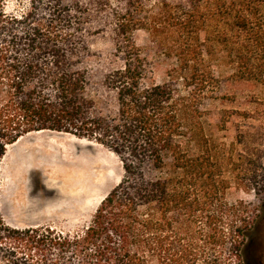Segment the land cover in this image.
I'll use <instances>...</instances> for the list:
<instances>
[{"label":"trees","instance_id":"obj_1","mask_svg":"<svg viewBox=\"0 0 264 264\" xmlns=\"http://www.w3.org/2000/svg\"><path fill=\"white\" fill-rule=\"evenodd\" d=\"M200 1L16 0L9 10L0 0V166L10 146L45 132L102 146L124 170L82 231L11 228L0 212V264H243L242 211L226 202L212 157L189 156L180 140L185 119L197 125L198 78L214 81L200 43L215 22L230 25L243 79L264 81V0H211L210 17ZM151 2L186 40L179 59L194 94L152 82L134 39L159 32ZM102 34L108 55L90 45Z\"/></svg>","mask_w":264,"mask_h":264},{"label":"rangeland","instance_id":"obj_2","mask_svg":"<svg viewBox=\"0 0 264 264\" xmlns=\"http://www.w3.org/2000/svg\"><path fill=\"white\" fill-rule=\"evenodd\" d=\"M7 1L9 10L17 6L16 0ZM181 1L168 0L174 5ZM241 1L244 0H229L236 4ZM200 2L202 14L211 10L209 17L212 16L213 2ZM259 5L258 1L253 3L254 8ZM148 12L161 18L159 32L152 36L138 30L134 39L147 60L152 82L172 83L181 96L194 94L186 88L179 59L186 40L166 25L168 10L151 2ZM260 16L255 20L257 25H262ZM213 25L209 40L202 35L204 62L200 65L211 72L214 81L207 75L198 78L199 83L204 80L206 89L199 85L195 91L196 98L202 101L197 125L188 118L184 120L185 137L180 144L189 156L209 155L220 168L225 200L240 208L250 230L243 264H264V81L243 79L229 23ZM90 45L95 54L113 51L109 36L103 34L93 38ZM58 152L61 157H54L53 153ZM40 155L46 157L37 158ZM21 169L26 172L25 185L23 193L14 197ZM123 176L120 159L102 146L80 145L74 138L52 133L29 135L8 148L0 166V212L5 223L16 229L51 227L65 233L79 232L89 226Z\"/></svg>","mask_w":264,"mask_h":264},{"label":"bare ground","instance_id":"obj_3","mask_svg":"<svg viewBox=\"0 0 264 264\" xmlns=\"http://www.w3.org/2000/svg\"><path fill=\"white\" fill-rule=\"evenodd\" d=\"M41 134H43V135H45L46 133L45 132H39V133H35V134H31V135H41ZM60 136H63V135H60ZM71 138H73V137H71ZM75 140H77L78 141V143L80 144V145H86V146H95V144H93V143H90V142H88V141H86V140H78V139H76V138H74ZM21 141V140H20ZM20 141H18L16 144H14L13 146H10L9 148H11V147H14V146H17L19 143H20ZM61 153V152H60ZM60 153L58 152V153H56V154H54L53 153V155H54V157H57V158H60L61 156H60ZM52 154V153H51ZM62 155V154H61ZM29 156V155H28ZM50 156V155H49ZM45 158L46 156H39V157H37V158ZM25 158V157H24ZM32 160V159H31ZM34 160V159H33ZM32 160V162H37V161H33ZM24 162H26V164H28L27 163V161H26V159L24 160ZM24 162H23V164H24ZM29 162V161H28ZM32 162H30V163H32ZM22 164V165H23ZM23 167V166H22ZM33 168H34V166H33ZM26 169H28V168H26ZM32 170V169H31ZM25 175H26V172H25V170H22L21 169V171L20 172H18V174H17V176H16V183L17 184H20V185H18V187H16V185L14 184V186L16 187H14L15 188V191H13V196L15 197V195H17V196H20L21 195V192H22V189H23V185H25V183L23 184V179H24V177H25ZM25 189V188H24ZM26 190V189H25ZM23 193V192H22ZM13 196H12V198H13ZM10 199V198H9ZM12 202V201H11ZM26 202V201H25ZM13 204V203H12ZM16 204H17V202H16ZM24 204V203H23ZM11 205V204H10ZM14 205V204H13ZM17 206H19V205H17ZM22 207V206H21ZM15 208V207H14ZM9 210V209H8ZM21 210V209H20ZM2 212V211H1ZM25 217V216H24ZM16 218V217H15ZM8 226H10L11 227V224L9 225V224H7ZM12 228V227H11Z\"/></svg>","mask_w":264,"mask_h":264}]
</instances>
